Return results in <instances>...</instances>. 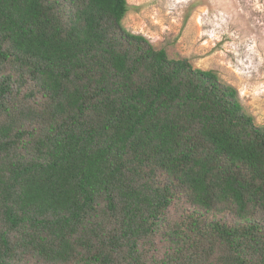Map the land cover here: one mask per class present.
<instances>
[{
    "label": "trees",
    "instance_id": "obj_1",
    "mask_svg": "<svg viewBox=\"0 0 264 264\" xmlns=\"http://www.w3.org/2000/svg\"><path fill=\"white\" fill-rule=\"evenodd\" d=\"M130 8L0 0V264H264V126Z\"/></svg>",
    "mask_w": 264,
    "mask_h": 264
},
{
    "label": "rangeland",
    "instance_id": "obj_2",
    "mask_svg": "<svg viewBox=\"0 0 264 264\" xmlns=\"http://www.w3.org/2000/svg\"><path fill=\"white\" fill-rule=\"evenodd\" d=\"M124 25L170 57L215 71L264 126V0H127Z\"/></svg>",
    "mask_w": 264,
    "mask_h": 264
}]
</instances>
